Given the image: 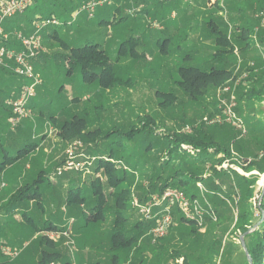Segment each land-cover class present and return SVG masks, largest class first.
I'll return each instance as SVG.
<instances>
[{"label":"rangeland","instance_id":"obj_1","mask_svg":"<svg viewBox=\"0 0 264 264\" xmlns=\"http://www.w3.org/2000/svg\"><path fill=\"white\" fill-rule=\"evenodd\" d=\"M84 1L36 0L37 7L28 11L31 17L53 13L61 24L50 26L41 34L44 56L37 58L33 65L43 84L37 88L36 98L29 103L31 118L12 130L7 119L10 110L5 104L10 91H18L21 85L28 83L27 80L12 73V85L10 89L5 88L7 92L0 100V145L5 146L3 149L8 156L14 157L20 149L38 144L21 164L24 179L13 183L6 175H0V252L8 257L0 255V262L38 264V240L46 236L55 244V248L48 247L47 250H54L64 258L51 264L66 261L71 264H185V261L189 264H242L247 256L241 244L245 234L237 229V225L245 196L241 186L230 189V183L234 182L236 174L257 179L255 197L249 201L255 215V228L249 227V232H253L260 223L257 202L264 188V173L261 172L264 169L261 162L264 158V103L247 99V94L261 87V82L255 78L264 71V40L260 41L264 24L258 28L254 25L253 52L246 60L238 50L222 60H215L213 54L218 50V34L207 25L220 20L229 23L230 16H238L239 6L240 12L245 10L244 18L251 22L246 26L251 29L252 12L262 20L260 14L264 6L256 9L260 0H150L147 6L142 3L139 7L133 0L130 7L116 12L119 0H111V3L98 5L90 16L89 11L81 10ZM247 4L254 5V10L248 9ZM232 23L221 29L235 42L239 34L232 29ZM169 28L174 35L162 52L158 41L169 37L164 34ZM53 33L56 39L48 36ZM129 40L134 44L128 43ZM61 41L72 47L98 44L112 63L117 83L103 91L96 85L85 84L77 71L67 76L64 58L68 50L61 46ZM186 56L189 59L185 60ZM256 57L262 64L249 60ZM183 66H198L206 71L211 67L227 69L235 77L222 85L212 86L205 95L193 98L178 85L182 79L179 70ZM156 91L170 93L171 103L156 95ZM73 97L79 100L73 102ZM232 97L235 103L231 105ZM223 103L231 106L232 114L246 134L225 115L227 107ZM51 116L55 117L54 122ZM148 119L154 121L152 133L138 135L132 140L124 136L130 129L140 128ZM63 124L68 129L63 130ZM75 128L83 129V135L97 130L99 134L90 141L88 138H66V134L73 133ZM200 129L221 147H228L234 141L231 157L222 165L210 163L202 168L205 177L215 169H228L229 174L223 182H216L223 186H219L222 191L206 188L207 185H202L204 191H201L197 184L199 197L193 200H197L204 210L201 226L198 223L194 227L186 222L180 224L175 217L165 238L152 243L148 232L144 233L137 246L125 253L110 241L116 210L115 199L110 197L107 205L111 208L105 210L103 220L82 227L83 221L77 218L79 207L69 206L73 204L67 203L66 196L68 190L80 189L73 193H79L86 200V209L91 210L95 206L96 190L91 183L96 177L104 185L102 191L108 192L103 171L97 173L94 170L93 156L108 158L113 153V158L119 160L114 162L115 165L126 169L128 179L124 188L128 189V196L123 213L128 218L127 236H135L134 225L142 220L135 203L146 204L155 195L148 196L145 202L140 200L154 183L159 184L155 173H160L159 167L169 151V135H192ZM110 132L112 134L108 135ZM179 155L174 158L181 159ZM194 155L183 157L197 163ZM70 160L74 162L73 168L58 175L59 169ZM199 163L197 165L201 167ZM251 167L253 171H249ZM8 170V175L13 177V170ZM38 172L48 178L37 182L36 201L31 197V201L14 202L17 189L30 186L31 175ZM166 176L167 173L163 177ZM27 192L31 194L34 190ZM37 199H41V203L37 204ZM213 212L215 216L211 217ZM50 226L52 230H42ZM35 230L40 232L36 236Z\"/></svg>","mask_w":264,"mask_h":264},{"label":"trees","instance_id":"obj_2","mask_svg":"<svg viewBox=\"0 0 264 264\" xmlns=\"http://www.w3.org/2000/svg\"><path fill=\"white\" fill-rule=\"evenodd\" d=\"M90 0L84 1V3H88ZM133 0H119L116 4L115 10L116 12H121L123 9H126L131 6V2ZM160 2L164 0H159ZM171 1V0H168ZM219 1V0H218ZM217 1V3H218ZM150 2V0H134L133 3L137 6H141V4H147ZM36 0H32L31 6H29L24 13L18 14L15 17H13V20H9L5 23L4 28L8 32H22L25 35L32 33L34 30V23L39 20H48V19H56L57 16L53 13L47 14V15H40L39 17L33 16L31 17L29 15V10H33L37 7L35 4ZM83 3V4H84ZM114 6V5H113ZM142 6V7H143ZM264 6V0H260L259 4L257 5L256 9H262ZM141 7V8H142ZM248 9L254 10V5L247 4ZM140 8V9H141ZM230 9L231 7L228 6ZM235 8V7H234ZM236 9V8H235ZM238 16L237 17H229V23L225 21H216L214 24H208L207 26L215 33L218 34L216 45L218 46V50L213 54V58L215 60L225 58L226 55H233L235 51H239V53L243 54L244 59L246 60V56L250 54V52H253V45H252V39L251 35L252 32L254 33L256 28H258L261 25V20H258L254 14V11L252 12V21L253 26L252 28H248L246 25L248 22L245 18V10L243 12H240L242 9L238 6ZM139 11V9H138ZM28 12V13H27ZM92 16V14H90ZM124 18H121V21H123ZM120 21V22H121ZM103 24L106 23L105 20L101 21ZM233 22V23H232ZM230 23H232L231 27L232 29L236 30V33L239 34L237 38H235V42L231 37H228L227 33H225L221 27L225 26V28L230 26ZM234 24V25H233ZM257 25L256 28H254V25ZM57 27V26H56ZM164 34L169 36L166 37V39L162 41H158V45L161 48V51H164V48L167 46L170 38L174 35V33H171V28H169L167 31H164ZM50 38H57L55 36V33L48 35ZM264 40V29L262 30V36L260 37V41ZM127 42L124 44L126 45ZM128 43L134 44L132 40H129ZM12 45H15V47L20 50L21 47L19 43L12 41ZM123 44V46H124ZM236 44L237 47L235 49L234 45ZM61 46L65 47L68 50V54L65 55V60L67 61L66 64V75L72 76L77 71L80 73V77L82 80L87 83V85H96L97 87H100L103 91H108L112 85L117 83V78L113 74L114 70L112 67V63L106 53L105 50H103L98 44H92V43H86L83 46H77L72 47L71 45H68L67 43H64L61 41ZM255 51L258 52V49H255ZM44 52V50H43ZM43 52L39 55V57H43ZM235 54V53H234ZM57 57H59L58 54H56ZM38 57V58H39ZM189 56H186L184 59L187 60ZM259 57V56H258ZM255 63L262 64V60H259L256 58H250L249 60H252ZM222 60V59H221ZM34 63V62H33ZM0 72L5 73L12 77V73L0 68ZM181 80L178 81V85L181 87V89L186 92L189 96L193 98H198L203 95H205L206 91L211 88L212 86H218L222 85L226 81H231L234 79L235 76H233L231 71H228L227 69H217L214 67H211L209 71H206L198 66H183L179 70ZM258 76V75H254ZM255 79H258L257 82H261V87L259 90L252 89L248 92L247 99H251L252 101H259L264 103V71L261 72L260 77H256ZM23 85L20 87L22 88ZM63 90V89H62ZM59 91V92H62ZM156 95H161L165 97V102L171 103V100L169 98L168 92H162V91H156ZM18 96L12 97L13 99L17 98ZM73 102H77L76 100H79L78 98L73 97ZM242 98V95L239 97V99ZM238 99V100H239ZM6 104V102H5ZM76 104V103H75ZM11 117V112H9V116L7 117L8 123ZM50 119L54 122L55 117L51 116ZM24 122V121H23ZM20 127V125L18 126ZM154 121L153 119H148L145 123L142 122V126L140 128H133L130 129L127 133L124 134V136L132 140L136 138L138 135L142 134H148L152 133L154 129ZM64 128L68 129L66 126H62V129ZM66 133V131H65ZM63 134V133H61ZM84 131L83 129H77L75 128L73 133L66 134L67 137L74 138H81V139H89L95 140L96 136L99 134V131L88 132L86 135H83ZM110 132L108 135H111ZM107 135V136H108ZM234 141L228 146V147H221L218 144L214 143L212 139H208L207 135L204 134V132L200 130H195V132L192 135H178L173 134V136L169 135V151H167L165 159H163V163L160 165V173L156 172L155 176L159 180V184L154 183L150 188L148 192H145L144 197H140L141 202H145L148 199V196L156 193H164L168 189H175V190H181L190 200H193L195 198L199 197V188L197 186L198 183H201L203 186H206V188L212 187V190H219L222 191L220 187L223 188V186L218 185L220 182H223L229 174L228 169H221V170H213L211 175L208 177L204 176L203 169L205 166H207L210 163L222 165L225 160L231 157V146L233 145ZM38 147V144H31L23 149H20L16 156H8L7 160L3 159L0 162V172H3L6 170V167L8 165L15 166L19 162H23L24 159H26L29 156V153L34 151ZM185 147L187 148L185 150ZM191 148V149H190ZM195 153V157L197 160V163L201 167H198L197 163H192L184 159L183 156L185 154L191 155ZM181 159H175L174 157L180 156ZM197 155V156H196ZM113 153L110 154V156L107 158L105 156H93V160L96 161L94 170L95 172L103 171L105 180H106V188L108 189L107 193H104L102 191V187L104 186L102 181L99 177H96L92 181V187L95 190L94 192V202L93 208L91 210L86 209V200L84 198H81V195L79 193L75 194L73 193L75 190L80 189H71L67 192V203H71L73 205L69 206H78L79 207V213L78 219L80 218L81 221H83L82 227H88V225L94 223L100 222V220H103V218L106 216L105 212L110 210L111 207H108V200L110 197H113L115 199V219L113 223V235L111 237V243L119 250L126 251L127 253L130 249L133 247H136L139 239L149 232V230L153 227V223H143L142 221H138L134 225V230H136L137 234L135 236H127V229L126 226L128 224V218L126 215H124L123 210L125 209V201L126 197L128 196V189L124 188V184L126 179H128V173H126L125 168H119L115 165L114 162H118L119 160H115L113 158ZM219 156V157H218ZM255 157V159H257ZM121 161V160H120ZM262 163H264V158L261 160ZM172 164H174L172 166ZM255 165V163L253 164ZM19 165H17L18 167ZM26 167V165H24ZM20 168V166H19ZM158 168V169H159ZM253 167L250 168L249 171L252 170ZM262 173H264V169L261 170ZM38 172L35 176L32 177V183L27 184L25 187L20 186L17 191L15 192V196L13 198L14 202L18 201H24L26 199L35 200L38 192H35V190L39 189V185L37 182H40L43 178H48L46 175H41ZM167 173V176L164 178V174ZM163 179V180H161ZM234 182L230 183V189H236L239 187V189L242 187L243 195L245 196V201L242 202V208L243 211H239V223L237 225V229L242 230L243 234H245L244 237V243L246 245L247 251L251 257L252 264H264V194L261 191L260 193V200L257 202L258 210L260 212V223L259 226L253 231L249 232V227L254 225V219L255 215L253 213V204L250 203L254 197H255V191H256V178L246 179L244 177H240L237 174L233 178ZM219 183H216V182ZM241 181V182H239ZM239 184L235 187L236 184ZM103 185V186H102ZM220 186V187H219ZM241 186V187H240ZM28 189H33L34 192L31 194H28ZM118 189V191H117ZM211 190V191H212ZM32 197V199H31ZM31 199V200H30ZM38 200V199H37ZM36 201V200H35ZM12 202V201H10ZM41 203V199L37 201V204ZM106 210V211H105ZM175 217H178L179 223L182 224L186 222L189 225L195 224V221L192 220H186L182 215H180L178 212H174V219ZM53 228L46 227L42 230H52ZM195 230V229H194ZM193 230V231H194ZM41 231V230H39ZM37 230L34 231V235L36 236L40 232ZM46 236L39 237V246L40 249L38 250L40 254V260L38 264H51L52 262H58L64 260V258L54 250H47L48 247L55 248V244L51 242L49 239H46ZM151 242V241H150ZM41 246H44V249H41ZM53 249V248H52ZM124 253V254H125ZM0 255L4 258H8L6 255L0 252ZM117 256V255H116ZM118 258V256H117ZM120 258V257H119ZM125 261L127 259V255L124 257ZM186 260V259H185ZM0 264H5L4 262H0ZM11 264V263H10ZM63 264H71L70 262L66 261ZM185 264H189L187 261H185ZM242 264H250L248 257H245V260Z\"/></svg>","mask_w":264,"mask_h":264},{"label":"built area","instance_id":"obj_3","mask_svg":"<svg viewBox=\"0 0 264 264\" xmlns=\"http://www.w3.org/2000/svg\"><path fill=\"white\" fill-rule=\"evenodd\" d=\"M104 2L111 3V0H90L82 6L81 10L89 11L92 14L95 8ZM31 4L32 0H0V68L28 81L22 86L21 93L17 98L6 101V106L11 112L9 125L12 130L17 129L24 120L31 118L32 111L29 108V103L36 98L37 88L43 84L33 65V62L44 50L41 34L48 27L61 24L58 19L39 20L34 23V32L30 34L6 31L4 28L6 20L24 13ZM260 16L261 23L264 24V11ZM12 41L19 43L21 49L18 50L15 45H12ZM230 103L231 105L235 103L234 97ZM223 104L227 107L225 115L243 134H246V130L232 114L231 106ZM73 165L74 162L70 160L59 169L58 175L71 170ZM198 186L201 191H204L202 184L199 183ZM135 206L139 209L142 222L153 223V227L148 232L152 243H157L167 236L174 224V212H178L186 220L195 221L200 226L203 223L204 210L199 202L187 199L183 192L174 189L157 193L146 204L135 203ZM210 216L214 217V212Z\"/></svg>","mask_w":264,"mask_h":264},{"label":"crops","instance_id":"obj_4","mask_svg":"<svg viewBox=\"0 0 264 264\" xmlns=\"http://www.w3.org/2000/svg\"><path fill=\"white\" fill-rule=\"evenodd\" d=\"M11 85H12V77L11 76H9V75H7V74H5V73H2V72H0V100L2 99V97H3V95L7 92V90L5 89L6 87H8L9 89H10V87H11ZM21 87H20V89L18 90V91H10L11 93H10V97L7 99V100H9V99H13L12 97H14V96H19L20 95V93H21ZM6 100V101H7ZM5 101V102H6ZM21 126V125H20ZM3 137V136H2ZM3 148H5V146H2V145H0V153H2V151L1 150H3V158L1 159V157H0V162L3 160V159H5V160H7L8 158H7V155H8V153H6V150H4ZM21 164H22V162H18L17 163V165H19L20 166V168H19V166L17 167V165H15V166H12V165H8L7 167H6V170H4L3 172H0V175H6L7 176V178L8 179H10L12 182L13 181H17V179L19 180V179H24V175H22L21 174V172H22V170H23V168H22V166H21ZM25 165H27V164H25ZM8 168H11L12 170H13V172L11 173L12 175H13V177L12 176H9L8 175V172H6V171H9L8 170ZM14 169H16V170H19V172H16V170H14ZM21 176V177H20ZM32 177H33V175H31ZM20 177V178H19ZM70 179V178H69ZM32 180V179H31ZM74 179H72L71 181H73ZM14 183V182H13ZM90 244H92V242L90 243ZM93 245V244H92Z\"/></svg>","mask_w":264,"mask_h":264},{"label":"water","instance_id":"obj_5","mask_svg":"<svg viewBox=\"0 0 264 264\" xmlns=\"http://www.w3.org/2000/svg\"><path fill=\"white\" fill-rule=\"evenodd\" d=\"M262 192H263V194H264V188H263ZM241 244H242V247H243V249H244V251H245V253H246L247 257H248L249 263L252 264L251 257H250V255H249V253H248V251H247V248H246V245H245V243H244V236L241 237Z\"/></svg>","mask_w":264,"mask_h":264}]
</instances>
